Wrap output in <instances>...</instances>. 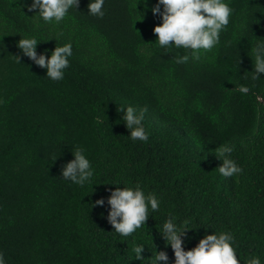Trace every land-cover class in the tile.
<instances>
[{
    "label": "trees",
    "instance_id": "trees-1",
    "mask_svg": "<svg viewBox=\"0 0 264 264\" xmlns=\"http://www.w3.org/2000/svg\"><path fill=\"white\" fill-rule=\"evenodd\" d=\"M31 2L0 0V252L7 264H148L135 259L139 244L145 260L157 249L174 264L158 231L169 213L191 221L185 251L205 234L230 231L241 264L252 255L264 264V104L234 91L245 84L264 94V77L251 80L249 53L264 40V0H229L234 12L219 45L186 64L174 59L183 49L168 53L156 42L158 0H105L102 19L80 0L60 25L32 18ZM21 36L38 39V54L72 43L63 80L23 56ZM127 106L147 107V142L128 138L120 112ZM223 144L244 169L238 180L217 169ZM77 147L94 168L83 188L61 176ZM137 183L156 194L160 211L122 237L108 223L109 206L91 204Z\"/></svg>",
    "mask_w": 264,
    "mask_h": 264
},
{
    "label": "clouds",
    "instance_id": "clouds-1",
    "mask_svg": "<svg viewBox=\"0 0 264 264\" xmlns=\"http://www.w3.org/2000/svg\"><path fill=\"white\" fill-rule=\"evenodd\" d=\"M144 2L146 4L147 0ZM79 5L80 0H32L28 11L36 12L32 18H38L45 25H60L70 10H77ZM104 5L105 0H89L88 15L102 19L106 14ZM151 12L162 20V24L154 28L159 47L168 53L183 49L185 54L177 53L174 59L177 64H186L190 60H200L204 53L219 45L220 34L229 25L234 10L230 7L229 0H158L151 8ZM62 35V32H58L51 40L57 42ZM39 44L35 36H24L19 40L17 47L23 56L29 58L36 66L46 69L47 78L52 81L63 80L65 70L70 66L69 58L73 55L72 43L56 46L50 55L47 51L38 54ZM249 53L254 62V70L250 72L251 80L258 81L264 77V40H258ZM15 60L21 63V57L17 56ZM243 78L247 79V76L244 75ZM234 91L244 96L251 93L257 105L264 104V94L252 92L245 84L235 85ZM147 111V107L138 110L133 106H127L120 109L123 114L121 119L130 132L128 138L133 142L149 140V133L143 125ZM232 152L233 147L229 144L220 145L215 150L216 158L222 162L217 169L221 176L238 180L244 169L231 158ZM72 154L74 159L63 166L61 176L63 180L83 188L92 182L94 168L83 148H75ZM109 191L110 195L106 199L100 198L91 206L103 208L107 204L108 223L114 228V232L122 237L136 233L146 225L151 213L160 211V199L155 193L146 195L139 183L132 187L117 186L115 190ZM101 215L103 216V213ZM177 221L178 217L169 213L162 225L158 226V231L166 242L165 247L170 246L174 252V264H241L236 251V238L230 231L205 234L196 247L185 251V239H190L188 232L193 230L190 227L191 221L188 219L179 223ZM145 249L143 244L134 247L137 261L168 264L167 251H157L155 247V253L151 251L152 257L145 260L142 255ZM0 264H7L3 252H0ZM247 264L262 262L259 256L252 255Z\"/></svg>",
    "mask_w": 264,
    "mask_h": 264
}]
</instances>
